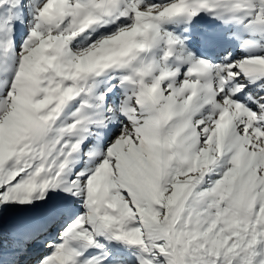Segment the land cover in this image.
<instances>
[{"label":"snow or ice","instance_id":"6c2138e0","mask_svg":"<svg viewBox=\"0 0 264 264\" xmlns=\"http://www.w3.org/2000/svg\"><path fill=\"white\" fill-rule=\"evenodd\" d=\"M0 264H264V0H0Z\"/></svg>","mask_w":264,"mask_h":264}]
</instances>
